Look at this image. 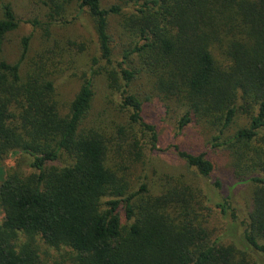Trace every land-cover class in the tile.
I'll return each instance as SVG.
<instances>
[{
  "label": "trees",
  "instance_id": "1",
  "mask_svg": "<svg viewBox=\"0 0 264 264\" xmlns=\"http://www.w3.org/2000/svg\"><path fill=\"white\" fill-rule=\"evenodd\" d=\"M34 1L48 10L42 28L47 39L24 74L20 64L30 38L22 39L18 62L3 57L4 38L20 22L9 4L1 5L0 162L19 152L32 159L34 171L10 173L1 184L12 216L0 231V264H43L36 237L51 247H69L73 264H264V0H120L108 8L101 0ZM79 14L93 22L99 50L93 65L102 63L123 115L124 123L110 128L86 125L90 78L67 114H60L55 99L52 75L66 51L56 42L49 45V26L68 25ZM111 16L119 17L118 58ZM151 98L166 112L174 109L179 130L201 121L221 135L238 108L250 115L249 126L227 141L212 140L213 147L231 149L241 181L256 185L246 220L232 209L222 182L213 179L206 154L173 146L209 182L206 188L211 183L209 191L221 196L213 209L228 221L224 234L239 231L232 243L211 240L201 197L191 186L178 181L157 194L144 185L128 193L108 166L111 152L139 160L147 150L160 151L157 127L144 117ZM105 196L111 198L103 201ZM212 198L202 191V200L213 203ZM122 212L131 221L127 229Z\"/></svg>",
  "mask_w": 264,
  "mask_h": 264
},
{
  "label": "rangeland",
  "instance_id": "2",
  "mask_svg": "<svg viewBox=\"0 0 264 264\" xmlns=\"http://www.w3.org/2000/svg\"><path fill=\"white\" fill-rule=\"evenodd\" d=\"M2 4H9L20 22L19 27L4 38L3 57L12 64L18 62L22 51V39L30 38L26 60L24 59L20 64L21 73L24 74L28 61L44 45L46 37L42 28L44 24L49 22L48 10L34 0H0V18ZM120 4V0H101V5L104 8ZM125 12H127L126 9ZM118 21L119 17L117 16H111L109 19L115 57L118 56L120 49ZM49 34V45L56 42L58 49L66 51L61 63L52 75L55 85V99L60 114L68 113L70 102L78 92L82 82L84 79L90 78L93 84V100L86 119L87 127L101 125L100 128H110L118 122L124 123L123 115L117 108V96L109 90L107 81L99 69V66H103L102 63L93 65V59L98 60L99 58V50L94 25L88 15L79 14L68 25H50ZM141 83L143 85L142 90H145V81ZM240 106L241 102L239 103ZM143 107L146 121L157 127L160 151L153 154L147 150L139 160L119 159L111 152L107 159L108 166L116 173L121 182L126 183L128 193H136L144 185L149 193L157 194L168 184L178 181L191 186L193 191L199 192L201 197L205 226L211 234V240L214 241L222 237L223 244L232 243L233 235L239 234V231L234 233L231 228L224 234L228 227V221L222 218L216 209H213V204L221 196L209 191L211 183L208 189L206 188V184L209 182H204L194 168L188 167L182 159L178 158L173 146L177 145L181 150L189 153L206 154L214 167L213 179L222 182L223 190L230 197L232 209L240 220H246L253 209L256 185L241 181L244 180V177L238 176L241 170L235 167V158L231 149L227 146L213 147L212 140L214 137L220 136L218 142L227 141L238 130L249 126L250 115L238 108L233 123L220 135L218 131L201 121L193 122L185 129L179 130L174 109L170 108L166 112L163 104L156 98L146 101ZM31 161L32 159L28 155L16 152L8 154L0 162V231L12 216L1 184L10 173L17 172L22 176L32 173L34 170L30 168ZM202 191L204 194H207V191L210 192L213 203H208L206 199L202 200ZM110 198V196H105L103 201ZM130 223L131 221L126 220L122 212V227L127 229ZM25 239L23 234L19 235L20 242H24ZM35 241L39 259L43 264H73L74 253L69 247L64 245L51 247L39 237H36Z\"/></svg>",
  "mask_w": 264,
  "mask_h": 264
}]
</instances>
